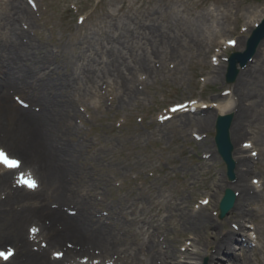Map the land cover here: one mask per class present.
<instances>
[{
    "label": "bare ground",
    "instance_id": "bare-ground-1",
    "mask_svg": "<svg viewBox=\"0 0 264 264\" xmlns=\"http://www.w3.org/2000/svg\"><path fill=\"white\" fill-rule=\"evenodd\" d=\"M9 8L11 16L0 21V146L13 154L18 166L6 168L0 163V241H13L11 247L15 249L14 261L6 264H104L105 261L127 259L140 264H198L194 258L203 254L200 251H204L210 261H220L239 246H251L248 238L244 240L240 233L245 221L261 217L263 225L255 232L264 239V208L246 209L261 197L251 183L253 177L249 176L256 162L247 155L249 149L244 144L247 135L254 134L250 141L255 146H264V136L258 135V132L264 135V52L261 50V54L256 55L264 40L255 52L254 63L239 71L228 92L219 91L217 97L207 100L209 104L205 110H201L199 103L190 105L184 101L165 119H153L161 127L177 115L175 128L183 130L192 126L190 135L198 139L204 129L214 130L217 115H232L228 135L234 161V181L228 184L216 172L210 179L213 193L217 194V188L229 187L236 194L224 223L230 227L222 236H214L213 241L207 243L202 229H216L218 224L206 212L205 205L196 210L180 208V224L151 220L148 227L151 230H145L144 234H155L156 241L149 239L152 235L142 238V232L131 234L133 238L126 234L120 237L101 222V215L95 219L88 212L92 205L98 212L105 208L108 215L104 217V223L110 224L114 220L112 207L91 198L98 183L92 182L90 172L79 164L81 157L88 153L85 152L88 142L73 122L79 115L81 95L94 90L102 98L103 93L98 94L101 87L98 81H102L103 89L112 87L116 105L127 107L140 94L139 85L144 86L148 79H155L163 71L164 64L172 63L167 73H176L181 65L194 58V55L187 58L183 54L184 48L196 51L198 56L205 54L206 29L210 28L203 16L186 22L165 10H150L148 23L142 24V31H137L128 25L129 16L119 20L110 15V23L116 22L111 34L95 40L86 34L80 36L83 55L78 64L50 53L43 45L34 46L23 35L20 37L24 34L22 21L31 20L32 12L22 0H10ZM260 18L259 14L251 19L247 30H251ZM133 42L137 43L138 49L130 45ZM244 42L245 38L240 50ZM40 51L43 53L39 54ZM208 55L209 52L205 60L210 68L203 76L217 82L225 67H218L214 60L207 61ZM219 102L224 104L219 106ZM164 130L161 132L165 135ZM167 132L173 135L172 130ZM76 135L80 137L73 141L71 138ZM204 144V141L199 142L200 146ZM92 149L93 158L101 156L100 147L92 146ZM259 156L264 159V152L261 151ZM16 170L34 175L39 188L24 190L17 183ZM100 178L105 179L103 175ZM16 204L21 209L15 207ZM11 214L12 218L8 217ZM111 226L117 232L121 230L115 222ZM178 226L183 227L184 234L191 238L192 246L197 250L188 246L178 249L168 246L167 241L175 238L169 235L177 232ZM26 234L27 237L41 236L51 246H62L63 258H50L47 249L43 248L39 249L40 253L29 252L27 255ZM210 244L214 245L215 252L208 249ZM263 248L262 256L257 254L254 257L255 264H264ZM0 264L5 263L0 259ZM200 264H206L204 257Z\"/></svg>",
    "mask_w": 264,
    "mask_h": 264
},
{
    "label": "rangeland",
    "instance_id": "rangeland-1",
    "mask_svg": "<svg viewBox=\"0 0 264 264\" xmlns=\"http://www.w3.org/2000/svg\"><path fill=\"white\" fill-rule=\"evenodd\" d=\"M33 2L35 5L31 7L32 19L24 21L26 32L20 33V36H25L26 41L34 46L39 44L45 46L50 53L57 54L67 62L78 64L82 62L83 55L79 43L80 36L86 34L95 40L101 39L105 34H111L115 30L116 22L110 23V15H115L119 20L129 16L131 20L128 25L137 31L141 29L142 24L148 23L150 10H165L167 14H175L186 22L197 16H203L206 26L210 28L206 29L208 32L204 43L205 54L198 56L196 51L183 49V54L187 55V58L194 55L189 61L194 62L193 64L188 62L181 65L176 73H167L172 63L164 64L163 71L155 79H148L144 86L139 85L140 94L137 99L125 108L116 105L112 87L103 89L102 81H98L101 85L98 94L103 93V97L99 98L94 90L81 95L79 115L74 117L73 122L83 132L88 142L85 151L88 153L81 157L79 164L90 172L91 181L98 183L97 187L93 188L91 198L95 201H103L107 206L112 207L114 212L112 219L121 230L117 232V229L111 226L113 221L110 224L104 223V217L108 215L105 208L98 212L97 207L92 205L88 207V212L95 219L100 218L98 214H101V222L112 228L120 237L126 234L128 238H133L131 234L142 232V238L152 235L149 239L156 241L155 234L146 232L144 234L145 230H151L148 228L151 220L180 224L182 219L179 215L180 208L188 207L196 210L206 205V212L212 216L218 228L202 229L203 239L208 243L213 241L214 236L215 238L222 236L226 228L230 227L224 224L230 212L224 218L218 217L216 199L222 196L224 188H217L215 190L217 194L213 193L210 190V179L214 172L223 176L228 184H232L234 178H229L226 165L216 152L215 128L213 131L204 129L200 133V139H196L195 135L192 137L190 135L192 126H187L183 130L175 128L178 125L177 115L161 127V124L156 125L153 119H161L162 116L167 115L171 107L169 105L184 101H189L190 104H202L200 108L205 110V106L209 104L207 100L217 97L219 91H229L239 71L248 64L254 63L253 57L258 48L251 56L244 59L242 67L237 64V72L232 74L234 78L231 82L226 80L227 58L230 53L244 49L250 33V30H247V23L259 14L261 17L264 15V0H33ZM9 3L10 0H0V21L11 16ZM243 38L245 42L240 50L239 46ZM130 45L138 49L136 42ZM261 50L264 52V43L259 47L256 55L261 54ZM208 52L207 61L211 59L218 67H225L222 78L217 82L209 81L203 76L205 70L210 68L205 60ZM228 101L231 99L229 98ZM221 102L217 105L224 104ZM161 130L165 131V135ZM167 130H172L173 135L168 134ZM258 135L261 138L264 136L259 132ZM254 136L248 134L244 144L249 147L247 155L256 162L249 176L253 177L251 183L262 200L260 198L247 205L246 209L251 211L259 207L264 208V159L263 157L260 159L259 156L261 151L264 152V146H255L250 141ZM77 137L80 135L71 139L74 141L78 139ZM200 141H204V146L199 145ZM92 146L100 147V157H92L94 151ZM80 151L83 154V149ZM101 175L104 180L100 178ZM102 182L103 185H100ZM203 195L206 197L203 198ZM17 205L15 207L21 209V206ZM12 216L13 214L8 217L12 218ZM262 220L261 217L245 221L240 236L247 241V235L252 236L255 229L263 225ZM177 229V232L169 235L175 238L167 241L168 246L177 249L188 246L192 250H197L192 246L191 238L184 234L183 227L178 226ZM27 235H25L26 240ZM254 235L255 237H251L250 247L239 246L235 252L227 253L220 261L218 259L214 262L210 261L204 255V251H200L203 254L194 259L198 264L202 263L203 257L206 264H255L254 257L257 254L262 256L261 247L264 246V239L257 232ZM45 242L48 245L46 248L48 257H52V251L54 256L62 255L61 251H57L62 249V246H51L41 237L36 239L35 243L27 240L26 254L44 248ZM12 245L11 240L0 241V249L4 252L10 251ZM208 249L215 252L213 244H210ZM14 259L13 257L9 262H13ZM104 264L140 263L137 261L131 263L127 259L105 261Z\"/></svg>",
    "mask_w": 264,
    "mask_h": 264
},
{
    "label": "water",
    "instance_id": "water-1",
    "mask_svg": "<svg viewBox=\"0 0 264 264\" xmlns=\"http://www.w3.org/2000/svg\"><path fill=\"white\" fill-rule=\"evenodd\" d=\"M264 38V19L262 20L261 24L253 30L251 36L249 37L246 45V50L244 53H234L230 57L229 61V67H228V80H232V74L236 71L235 70V64L236 61L242 62V59L246 58L247 56L251 55L258 43ZM230 124V117L229 116H220L217 118V123H216V137H215V142L218 147V152L221 155V157L224 159V161L228 165V173L230 176H232V167H233V162L231 159L230 151H231V146L229 142V136H228V128ZM234 193L232 192L231 189H226L225 190V195L222 198L219 208H220V217H224L229 209L232 207L233 202H234Z\"/></svg>",
    "mask_w": 264,
    "mask_h": 264
},
{
    "label": "snow or ice",
    "instance_id": "snow-or-ice-1",
    "mask_svg": "<svg viewBox=\"0 0 264 264\" xmlns=\"http://www.w3.org/2000/svg\"><path fill=\"white\" fill-rule=\"evenodd\" d=\"M0 156H4V153L2 151H0ZM5 163L8 164L9 161H7V159L5 160ZM10 165L11 166H18V162L17 161H10ZM23 175V174H22ZM28 187L32 188V187H35V184L34 182H30L27 184Z\"/></svg>",
    "mask_w": 264,
    "mask_h": 264
}]
</instances>
